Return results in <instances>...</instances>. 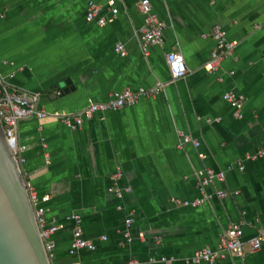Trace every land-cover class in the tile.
<instances>
[{
	"label": "crops",
	"instance_id": "0c3cea01",
	"mask_svg": "<svg viewBox=\"0 0 264 264\" xmlns=\"http://www.w3.org/2000/svg\"><path fill=\"white\" fill-rule=\"evenodd\" d=\"M141 1L0 0V77L45 113L21 122L16 138L24 181L46 225L58 226L52 264H185L198 250L215 251L232 224L242 225L244 256L226 253L215 264H264V242L255 252L247 243L264 231V0H149L164 28L162 44L146 50ZM91 2L106 25L88 21ZM215 27L236 47L210 73ZM170 51L186 66L175 82ZM156 85V95L97 113L78 130L60 120ZM229 92L245 99L241 119L224 100ZM180 133L200 147L181 145ZM209 168L226 180L201 195L197 183ZM110 187L129 190L120 198ZM202 198L200 207L180 204ZM75 215L97 249L71 256Z\"/></svg>",
	"mask_w": 264,
	"mask_h": 264
},
{
	"label": "built area",
	"instance_id": "2783aa9c",
	"mask_svg": "<svg viewBox=\"0 0 264 264\" xmlns=\"http://www.w3.org/2000/svg\"><path fill=\"white\" fill-rule=\"evenodd\" d=\"M121 0H111L110 7L115 8L116 3ZM139 10L144 15V24L142 26V39L144 48L146 50L148 45L162 44L163 37L162 31L164 28L163 21L159 14L154 11L153 6L149 0H143L139 4ZM118 13L116 9H112V14L115 16ZM87 19L90 22H97L98 25H106V20L101 15V8L94 2H91L87 11ZM214 39L216 41V47L212 51L211 60L206 64V69L210 73L218 71L222 60L228 55L233 53L236 44L228 42L226 33L220 29V27L214 28ZM118 50L124 55L125 49L123 45L117 46ZM166 63L170 73L172 82L182 79L186 73V66L183 56L176 51H170L166 54ZM163 86L156 85L152 90L146 91L140 89L136 93L132 91H124L113 97L111 101L105 104L91 105L80 114L74 116L61 117V122L72 130L80 129L86 120H91L97 113H104L109 111H118L126 106L134 105L141 96L149 95L154 96L160 92ZM224 100L235 109V116L239 119L243 117L244 97L236 95L233 92L225 94ZM45 117L44 111H39L37 107V98L24 99L19 97L11 88L2 80L0 77V120L4 128V133L9 141L13 143L11 149L17 156L20 164L23 162V158L18 157L20 147L17 143L16 133L21 122L31 119L38 118L42 119ZM213 121V120H210ZM220 121V120H217ZM181 145L191 144L194 147H200V142L196 139H192L190 136L184 133L179 134ZM264 155V151L261 152ZM257 158L256 156L252 159ZM116 178L122 177L121 170H118L114 175ZM226 180V174L224 172H218L213 169H206L202 177L198 180L197 187L201 195H205V190L214 182L223 183ZM26 184V191L34 207L35 222L39 230L40 238L43 242V247L49 262L54 259V245L49 241L50 237L57 231L58 226L46 225L44 219L45 210L37 206L38 199L35 190L28 183ZM110 191H113L118 197H122L125 192H128V188H114L110 187ZM227 195L225 192L220 191L219 197L225 198ZM180 204L183 207H200L204 204V198L197 199L194 201H182ZM121 207H118L120 210ZM75 222V228L72 236V242L69 249L71 256L77 254L79 251L88 250L95 251L97 249L96 244L92 240H88L84 236L82 227V218L80 215L72 217ZM132 219L126 218L124 221V232L123 236L127 242L129 238V227ZM102 241H107L106 236L101 237ZM264 242V231H259L254 237L247 241L250 250L252 252L258 251L262 247ZM243 239V228L241 224H232L220 237L216 250L212 251L210 248H204L193 253L192 256L185 258L183 261L185 264H215L217 257H225L226 253L233 255L237 258H243L244 256V245ZM174 258H160L158 260L150 259V263H162L170 264ZM70 264H77L75 262ZM127 264H139L136 261L129 262Z\"/></svg>",
	"mask_w": 264,
	"mask_h": 264
},
{
	"label": "water",
	"instance_id": "95a60500",
	"mask_svg": "<svg viewBox=\"0 0 264 264\" xmlns=\"http://www.w3.org/2000/svg\"><path fill=\"white\" fill-rule=\"evenodd\" d=\"M12 145L0 120V264H51Z\"/></svg>",
	"mask_w": 264,
	"mask_h": 264
}]
</instances>
